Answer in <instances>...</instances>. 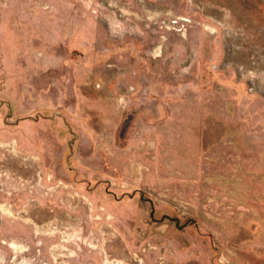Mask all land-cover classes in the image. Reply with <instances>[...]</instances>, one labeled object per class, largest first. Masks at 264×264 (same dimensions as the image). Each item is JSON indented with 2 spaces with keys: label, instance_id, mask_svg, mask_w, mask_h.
<instances>
[{
  "label": "rangeland",
  "instance_id": "1",
  "mask_svg": "<svg viewBox=\"0 0 264 264\" xmlns=\"http://www.w3.org/2000/svg\"><path fill=\"white\" fill-rule=\"evenodd\" d=\"M0 264H264V0H0Z\"/></svg>",
  "mask_w": 264,
  "mask_h": 264
}]
</instances>
